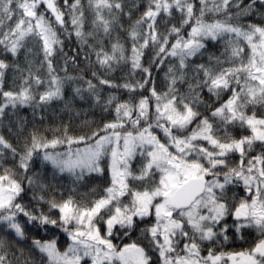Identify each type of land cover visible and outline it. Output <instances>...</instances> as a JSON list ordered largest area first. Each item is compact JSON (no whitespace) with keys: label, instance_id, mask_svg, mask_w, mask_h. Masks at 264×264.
Here are the masks:
<instances>
[{"label":"snow or ice","instance_id":"obj_1","mask_svg":"<svg viewBox=\"0 0 264 264\" xmlns=\"http://www.w3.org/2000/svg\"><path fill=\"white\" fill-rule=\"evenodd\" d=\"M0 264H264V0H0Z\"/></svg>","mask_w":264,"mask_h":264}]
</instances>
